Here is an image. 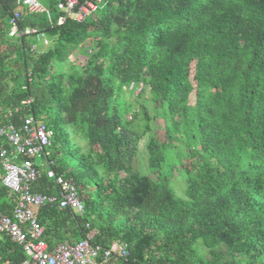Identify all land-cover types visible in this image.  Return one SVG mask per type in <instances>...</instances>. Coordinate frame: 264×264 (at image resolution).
Here are the masks:
<instances>
[{
  "label": "trees",
  "instance_id": "trees-1",
  "mask_svg": "<svg viewBox=\"0 0 264 264\" xmlns=\"http://www.w3.org/2000/svg\"><path fill=\"white\" fill-rule=\"evenodd\" d=\"M99 4L45 29L42 53L0 39L14 49L0 52V125L30 115L52 132L30 191L55 196L52 171L83 206L40 208L43 241L92 231L127 247L118 264H264V0ZM15 200L0 184V212Z\"/></svg>",
  "mask_w": 264,
  "mask_h": 264
},
{
  "label": "built area",
  "instance_id": "built-area-1",
  "mask_svg": "<svg viewBox=\"0 0 264 264\" xmlns=\"http://www.w3.org/2000/svg\"><path fill=\"white\" fill-rule=\"evenodd\" d=\"M21 1L31 13L44 11L35 0ZM99 2L100 0H57L56 9L63 13V20L82 23L97 11ZM18 19L19 16L13 14L9 21L11 36L19 32ZM36 33L35 29H26L20 34L34 36ZM29 102L24 101L23 106ZM13 111L17 113L18 109L14 108ZM7 115L11 116V111ZM2 124L0 139L6 147L2 145L0 149V166L3 171L1 184L16 196V203L10 217L0 213V234L22 250L26 258L20 264H116L124 261L128 251L123 243L113 242L108 249L92 245V231L74 244L64 242L48 248L42 239L43 228L37 222L38 210L46 205H54L58 210H69L81 216L83 206L74 185L55 176L52 171H46L45 175L58 189L55 196L30 191L31 184L38 178L34 161L49 146L52 132L30 115L23 117L18 127L8 121Z\"/></svg>",
  "mask_w": 264,
  "mask_h": 264
},
{
  "label": "crops",
  "instance_id": "crops-1",
  "mask_svg": "<svg viewBox=\"0 0 264 264\" xmlns=\"http://www.w3.org/2000/svg\"><path fill=\"white\" fill-rule=\"evenodd\" d=\"M35 2L44 10L43 12L31 13L28 6L23 4L21 0H0V39L5 43H9V42L18 43L19 39L20 41L23 40V43H29L27 50L39 54L45 51L50 46L51 43V35H49V40H48L46 39L48 38L46 37V35L48 34L44 33L43 31L47 28L53 29L57 26H60L65 22V20L62 19L63 13L59 12L56 9L57 0H53L52 8L50 6L47 7L42 6L37 0H35ZM13 14H17L19 16V19L17 21V27L19 29V32H16L15 35L11 36L10 32L12 29L9 21L13 17ZM28 18L31 19L30 23L23 24L21 25L20 28V22L22 21V23H24L23 21L27 20ZM4 24L7 28H4ZM26 29H35L37 33L34 36H27L24 34H20L21 32H24ZM36 37H38L39 39H36ZM3 42H0V52H3L5 51V49H8L9 53H11V57H13L14 54L12 53L14 49L6 47ZM17 57L20 58V54H18ZM14 68L17 69L18 65H16ZM2 145L6 147V144H3L0 139V149ZM1 175H3V171L1 172L0 170V176ZM1 179H0V184H1ZM25 258H26L25 255L23 254L22 250L19 249L18 246H16L4 235L0 234V264H20L21 261L25 260Z\"/></svg>",
  "mask_w": 264,
  "mask_h": 264
},
{
  "label": "rangeland",
  "instance_id": "rangeland-1",
  "mask_svg": "<svg viewBox=\"0 0 264 264\" xmlns=\"http://www.w3.org/2000/svg\"><path fill=\"white\" fill-rule=\"evenodd\" d=\"M42 6H50L51 8L53 7V0H37ZM102 5V7H101ZM101 5L99 4V8L102 9L103 8V0H101ZM102 11H100L99 13H101ZM97 13H95V16H96ZM91 16H88V18H90ZM8 26V25H7ZM4 28H7L4 24ZM46 39L49 40V35H46ZM36 39H39L38 37H36ZM88 52L90 53V51L88 50ZM73 58L76 60L77 58L81 57L77 54L72 55ZM81 62V60H80ZM77 64H79L78 60L77 62H75ZM138 93V89L135 90L133 92V95H136ZM147 94H145L146 96ZM151 126V130L155 133L156 135V139L159 141V142H163L164 141V132H163V124L161 122V120H159L158 118L155 120L154 123L150 124ZM141 144H142V141L138 144V148L140 149L141 148ZM174 176H177L176 175V172L174 173ZM179 180H176V181H172L171 183H169V188L171 189V191L173 192V194L177 197V198H182L183 197V191H184V187L182 185V182H178Z\"/></svg>",
  "mask_w": 264,
  "mask_h": 264
}]
</instances>
